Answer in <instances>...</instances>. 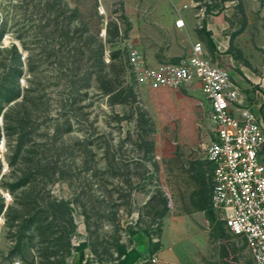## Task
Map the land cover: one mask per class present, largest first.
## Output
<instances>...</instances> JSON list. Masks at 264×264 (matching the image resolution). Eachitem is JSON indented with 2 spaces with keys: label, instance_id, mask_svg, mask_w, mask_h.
<instances>
[{
  "label": "rangeland",
  "instance_id": "rangeland-1",
  "mask_svg": "<svg viewBox=\"0 0 264 264\" xmlns=\"http://www.w3.org/2000/svg\"><path fill=\"white\" fill-rule=\"evenodd\" d=\"M166 1L161 19L189 7L195 39L264 121V0ZM144 3L0 0V264H82V244L120 264L139 239V264H255L211 208L200 84L150 88L129 64L130 46L150 67L171 49ZM180 40L183 59L193 41Z\"/></svg>",
  "mask_w": 264,
  "mask_h": 264
},
{
  "label": "built area",
  "instance_id": "built-area-1",
  "mask_svg": "<svg viewBox=\"0 0 264 264\" xmlns=\"http://www.w3.org/2000/svg\"><path fill=\"white\" fill-rule=\"evenodd\" d=\"M176 26L183 28L184 21ZM128 58L137 79L150 88L200 84L214 132L206 149L212 167L211 208L233 235L246 240L254 263L264 264V121L256 100H248L230 72L207 56L202 42L194 43L191 54L177 64L150 67L134 46ZM148 262L158 264L159 258L153 255ZM82 264L99 263L87 249Z\"/></svg>",
  "mask_w": 264,
  "mask_h": 264
},
{
  "label": "crops",
  "instance_id": "crops-1",
  "mask_svg": "<svg viewBox=\"0 0 264 264\" xmlns=\"http://www.w3.org/2000/svg\"><path fill=\"white\" fill-rule=\"evenodd\" d=\"M179 2L176 7H181L185 4L182 0H177ZM144 4L141 9V15L143 17V24L146 28L151 27L152 23V30H159L164 32H170L167 36H172V44L171 49L166 50L162 52L160 55H158V58H156L154 66L162 65V64H177L181 59V56L185 54L184 51L181 50L179 43L182 39V36L184 33H186L189 37V40L192 39V45L191 49L188 51L189 56L192 51V46L194 43L199 42L197 41L196 35L194 34V28L198 24V20L196 19V15H194V12L188 7L186 10L181 9L180 11L176 10H170L169 14L163 21L161 19L162 13L165 12L169 8V3L166 0H144ZM151 17V18H150ZM149 18L151 20H149ZM182 19L184 21V27L178 28L176 26V22L178 20ZM149 20V21H148ZM160 35V34H159ZM195 39V40H194ZM186 56V57H187ZM165 62V63H162ZM147 245V241L143 239H139L137 246L135 247V250L138 251L141 254V249ZM143 258V257H142ZM142 258L136 263L139 264L140 261H142Z\"/></svg>",
  "mask_w": 264,
  "mask_h": 264
},
{
  "label": "trees",
  "instance_id": "trees-1",
  "mask_svg": "<svg viewBox=\"0 0 264 264\" xmlns=\"http://www.w3.org/2000/svg\"><path fill=\"white\" fill-rule=\"evenodd\" d=\"M202 32L207 34L209 44L211 45L212 48H215L211 34L207 32L206 26L202 27ZM211 193H212V190H211ZM3 209H4V203L0 205V213H2ZM85 249H86L85 244H82L80 247L76 249L79 252L80 261H82L84 258ZM121 255L123 256V260L120 262V264H136L141 258V254L136 250H131L129 252H127L126 250H123L121 251Z\"/></svg>",
  "mask_w": 264,
  "mask_h": 264
}]
</instances>
